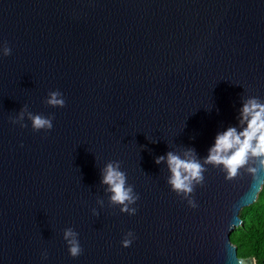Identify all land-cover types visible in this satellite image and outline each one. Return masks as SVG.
I'll return each instance as SVG.
<instances>
[{
    "label": "water",
    "instance_id": "water-1",
    "mask_svg": "<svg viewBox=\"0 0 264 264\" xmlns=\"http://www.w3.org/2000/svg\"><path fill=\"white\" fill-rule=\"evenodd\" d=\"M5 42L0 264H256L230 234L264 173L229 179L207 165L191 208L154 160L187 148L206 156L243 100L264 101V0H0ZM52 90L63 108L43 103ZM24 104L53 114L51 131L13 125ZM111 160L139 194L135 215L108 204L100 170ZM66 227L79 234L76 258Z\"/></svg>",
    "mask_w": 264,
    "mask_h": 264
},
{
    "label": "clouds",
    "instance_id": "clouds-1",
    "mask_svg": "<svg viewBox=\"0 0 264 264\" xmlns=\"http://www.w3.org/2000/svg\"><path fill=\"white\" fill-rule=\"evenodd\" d=\"M10 53L11 49L6 42L0 44V57H7ZM43 103L52 108H63L65 98L59 90H52L47 93ZM53 119V114H34L24 104L10 122L23 129L29 126L25 123L28 121L33 132L47 133L53 128ZM236 119V125L216 133L206 156L202 158L197 156L193 148L181 152L168 151L155 158L154 163L166 166L169 189L186 200L189 207H197L190 194L196 185L203 183L207 165L220 168L229 179L237 176L241 169H246L254 176L257 172L264 173V101L255 96L243 100ZM100 184L106 186L104 191L109 206L118 207L121 214H136L137 208L133 205L139 200V194L127 182L126 172L121 169L119 160H111L103 166L100 170ZM97 204L102 206L103 201L97 200ZM91 214L99 215L95 207L91 209ZM78 237V232L72 227L62 230L61 238L71 258L80 256L83 251ZM135 238L131 230L127 231L120 241L121 247H129ZM40 257L42 261L48 259L47 249L41 251Z\"/></svg>",
    "mask_w": 264,
    "mask_h": 264
},
{
    "label": "trees",
    "instance_id": "trees-1",
    "mask_svg": "<svg viewBox=\"0 0 264 264\" xmlns=\"http://www.w3.org/2000/svg\"><path fill=\"white\" fill-rule=\"evenodd\" d=\"M239 216L241 223L230 234L238 256H254L256 264H264V182L256 200L242 207Z\"/></svg>",
    "mask_w": 264,
    "mask_h": 264
}]
</instances>
